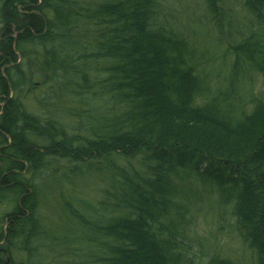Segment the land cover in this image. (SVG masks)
Returning a JSON list of instances; mask_svg holds the SVG:
<instances>
[{
    "label": "trees",
    "instance_id": "obj_1",
    "mask_svg": "<svg viewBox=\"0 0 264 264\" xmlns=\"http://www.w3.org/2000/svg\"><path fill=\"white\" fill-rule=\"evenodd\" d=\"M205 2L237 38L212 91L193 45L154 27V0H0V264H193L195 183L232 203L264 264V0H239L242 16ZM39 84L35 113L19 94Z\"/></svg>",
    "mask_w": 264,
    "mask_h": 264
},
{
    "label": "rangeland",
    "instance_id": "obj_2",
    "mask_svg": "<svg viewBox=\"0 0 264 264\" xmlns=\"http://www.w3.org/2000/svg\"><path fill=\"white\" fill-rule=\"evenodd\" d=\"M154 1L157 10L154 27L164 26L165 29L185 37L195 49L199 58L198 63L205 74L204 82L208 84L209 89L212 91L216 86L225 87V78L227 74H231L234 60L230 48L234 47L237 41V38L230 37L232 33L225 26L226 23L223 21L225 24L220 30L216 28L214 22L209 19L205 0ZM226 1L229 9L241 15L239 0ZM225 15L228 13L226 12ZM258 77L260 78L252 76L250 79L252 92H260L264 86L263 77L261 75ZM244 80L243 76H239L238 81L246 85ZM25 90L26 87L19 95L28 110L36 113L41 107L38 99L48 91V87L39 84L36 88H32L29 94H25ZM242 93L247 92L242 91ZM133 164L137 168L140 167L136 161H133ZM95 182L94 178L87 177L81 183H77L76 187L84 196L93 199L92 195H95L96 191ZM191 187L189 198L186 202L184 201L186 208L180 216L186 221L184 226L187 228V240L185 242L195 253L192 256L193 264H202L204 258L212 252L229 258L237 264H253L256 253L238 234L232 213V203L222 204L215 188L210 186L202 187L195 183ZM1 210L0 206V212ZM171 210L173 212L172 208ZM50 255L51 253L48 256ZM59 260L57 258L54 262Z\"/></svg>",
    "mask_w": 264,
    "mask_h": 264
},
{
    "label": "bare ground",
    "instance_id": "obj_3",
    "mask_svg": "<svg viewBox=\"0 0 264 264\" xmlns=\"http://www.w3.org/2000/svg\"><path fill=\"white\" fill-rule=\"evenodd\" d=\"M232 33V32H231ZM230 37H232V35H230Z\"/></svg>",
    "mask_w": 264,
    "mask_h": 264
}]
</instances>
